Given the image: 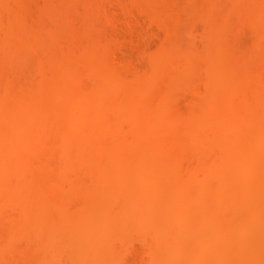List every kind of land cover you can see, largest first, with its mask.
<instances>
[{
  "label": "bare ground",
  "instance_id": "6f19581e",
  "mask_svg": "<svg viewBox=\"0 0 264 264\" xmlns=\"http://www.w3.org/2000/svg\"><path fill=\"white\" fill-rule=\"evenodd\" d=\"M23 1L0 0V261L23 256L20 262L14 261L29 264L25 263L29 260L24 257L29 255L30 264H49V256H46L48 259L45 257L46 262L45 258H40L43 242L61 236V241H57L59 246L50 250L63 254L64 259L69 257L67 264H89L96 256L97 260L90 264H112L110 257L118 255L114 250L118 252L128 244L127 230L133 228L144 232L145 236L140 239L148 245L151 264H175L172 252L164 248L166 237L162 233L175 227L176 231L169 236L175 251L186 245L197 252L201 264H264L263 194L256 189L257 193L250 191L255 194L247 193L235 199V215L239 220L229 228L222 226V218L226 215L223 217L224 214L218 212L220 218L213 215L215 210L223 208L225 178L243 164L242 161L264 154L260 148L264 144V0H185L184 8L182 5L174 7L171 0H135L141 7H147L149 19L155 21L166 35L162 37H165L164 42L160 41L161 48L148 59L147 70L142 73L141 69L135 71L134 66H131L133 70L126 71L125 68L124 71L122 67L118 68L119 64L124 67V63H116L110 59L113 56L105 57L107 53L102 50L100 30V36H91L90 39L89 33L96 29L91 21L87 22H91L92 30L84 36L79 34L82 28L75 27L79 22L77 25L72 22L76 21V16L71 18L73 13L70 12L74 5H82L83 0H47L45 9H40L42 17L38 19L26 11ZM159 2L166 6L159 7ZM95 4L98 9L102 7L100 1V7L98 2ZM62 5L69 9L67 13H70L71 22L64 21L65 16L63 21L55 20L56 17L49 20L47 15H56V11L60 14ZM81 10L84 11V7ZM88 11L92 10L88 8ZM103 12L96 14L101 17ZM110 12L106 24L109 23L107 19L115 14ZM182 14L203 21L206 30L204 44H207L204 51H182L183 48L178 50L173 46L175 43L170 38ZM220 14L225 20H219ZM80 17L77 21L81 20ZM232 20L252 27L253 32L251 29L250 32L254 34V42L251 39L253 43L249 47L255 45L250 52L231 53L233 40L232 48L226 45L225 29ZM87 22L85 25H89ZM65 36L69 39L66 40ZM57 43L66 44L67 48L60 46L59 50ZM52 45H57L59 52H54ZM9 47L16 50L12 53ZM25 49L35 55L27 65L36 72L24 78L17 74L15 77L17 69L7 63L22 59ZM127 62L125 66L129 68L130 62ZM199 84L203 86L202 92ZM181 89L190 92L192 100L193 96L197 98L189 103L186 112L175 111L173 102L174 105L179 103L171 98L174 90ZM238 133L243 137L238 138ZM234 157L241 163L215 174L216 186L213 182L206 183L210 180L199 183L197 168L211 171L208 169L213 165L219 167L223 161L229 163ZM210 161L211 167L208 166ZM184 163L188 164L185 166L187 171L182 168ZM182 172L186 173L185 179H181ZM215 175L210 176L216 180ZM189 186L197 195H192L194 200L191 197L185 203L180 199L181 193L185 195ZM99 195H102L103 203L97 199L93 201L97 196L100 200ZM111 199L116 201L110 207L112 210L106 209L107 212L101 214L97 208L111 205ZM138 199L143 202L136 209L131 205L134 201L138 203ZM91 201L94 205L100 202L96 207L99 213L93 214L94 209H85L92 204ZM209 202L213 204L210 206ZM73 204H77V208L80 205V209H75L79 213H75V220L74 215L71 216L74 211L70 210ZM197 209H200L199 213L195 212ZM48 210L57 214L52 219L55 225L46 226L48 222L45 226L40 225L37 217ZM173 212L179 216H173ZM193 212L198 216H192ZM66 213L70 214L69 218ZM63 217L72 220L65 222ZM134 217L138 219L136 224L129 226L128 220ZM60 220L66 224H61ZM255 220L258 228L253 225ZM213 222L217 227L209 232L208 226ZM251 226L259 232H252L254 228ZM217 236L231 239L232 248L227 252L218 251L213 259L212 255L209 256L212 260L204 262L212 250L211 238ZM22 242L28 246V242L33 243L30 245L33 249L28 250ZM50 250L44 252L53 258L54 253L52 255ZM106 254L110 255L109 259L101 260ZM85 258L90 259L89 263Z\"/></svg>",
  "mask_w": 264,
  "mask_h": 264
},
{
  "label": "rangeland",
  "instance_id": "374dc122",
  "mask_svg": "<svg viewBox=\"0 0 264 264\" xmlns=\"http://www.w3.org/2000/svg\"><path fill=\"white\" fill-rule=\"evenodd\" d=\"M48 1H53V0H48ZM81 1V0H80ZM99 1H100V3H101V10L100 9H98L97 8V5L95 4V3H97L98 2V5H99V7H100V4H99ZM92 0V2H91V0H85V2H84V0L83 1H81L83 4V6L82 5H80L79 3H78V5L81 7L82 6V8L84 7V11H86V12H84V11H82L81 9L82 8H80L77 4L76 5H74L75 7H72V8H74L73 9V11L72 12H70V11H67V10H69V9H67L66 10V8L65 7H63V5H62V7L61 8H63L62 10H61V8L59 7V10L61 11V13L64 11V9H65V15H64V13H58V11H56L55 13H57L56 15L55 14H53V15H47V17H48V19L50 20V18H52V17H56V19L55 20H57V18H58V20L60 21H63V17H64V21H68V22H71V21H69L72 17H73V19L75 18V16H76V21H74L73 19V21L72 22H75V25H77L76 24V22L78 23L79 22V24L77 25V26H75V27H77V28H80V26H81V28H82V30L83 29H85V32H84V30L82 31L81 30V32L79 33V34H84V33H86L87 32V34L92 30L91 28L92 27H90L91 25L92 26H94L93 27V29L94 28H96V29H94V30H92L91 32H92V34H91V32L89 33L90 34V39L92 38L91 36H100L99 35V33H101V36H100V42H101V40H102V48H104V49H102L103 50V52H104V54H106L105 55V57H110V56H113L112 58L110 57V59H113V60H116L117 62L116 63H118V62H120V63H122L121 65H123V63H124V67L123 66H119L118 65V68H123V70L125 71L126 69L125 68H127V70L126 71H128V69H129V71H131V70H133V68L135 67V71H138V70H140V73H142L143 71H146L147 70V65H146V67H145V64H148V59L150 58V57H152V56H154V55H152L153 53H157V51L159 50V48H161L160 46H162V43L160 42V41H163L164 42V39H165V37H166V35H165V33L163 32V30L159 27V25H157L156 26V22L154 21L153 22V20L152 19H149V17L150 16H148V9H147V7L145 8H143V7H141L139 4H140V2L139 1H135V0H132L133 2H131V0L130 1H128V0H107V1H104V0ZM109 1V2H108ZM136 3H135V2ZM172 2H173V5H174V7H176V6H183V7H181V8H184V6L186 5L185 4V2L187 3V1H183V0H171ZM177 1H178V3H177ZM25 4H24V7H25V9H26V11L28 10L29 11V14L30 15H32L35 19L37 18L38 19V17H42V15H41V11H40V9H45V7H46V5H45V3H47V0H24L23 1ZM28 2V3H27ZM54 2H55V0H54ZM95 2V3H94ZM105 2V3H104ZM107 2V3H106ZM130 2H131V4H130ZM181 2V3H180ZM43 3V4H42ZM84 3H85V6H84ZM92 3V4H91ZM160 3V2H159ZM87 4V5H86ZM89 4H91V6H93V7H91ZM105 4V5H104ZM133 4V5H132ZM161 4H162V2L160 3V5L158 4V6L159 7H162L161 6ZM184 4V5H183ZM96 5V6H95ZM141 7H139V6ZM38 6V7H37ZM136 6V7H135ZM164 6H166V5H164ZM36 7V8H35ZM43 7V8H42ZM89 9H91L92 11V13L91 12H87V10H88V8ZM91 7V8H90ZM179 7H177V9H181V8H179ZM35 8V9H34ZM72 8H70V9H72ZM85 8H87L86 10H85ZM96 8V9H95ZM103 8V9H102ZM105 8H107L108 10H109V12L110 11H112L113 13L112 14H114V15H112V18H110V19H113L114 21H115V23H114V21L112 20V22L111 21H109L110 19H107V21L109 22V23H107L106 24V17L108 16H110L111 14V12L109 13L108 12V10L107 9H105ZM163 8V7H162ZM166 8V7H165ZM186 8H187V6H186ZM148 11H147V10ZM168 9H169V7H168ZM171 9V8H170ZM74 10H76L75 11V13H74ZM80 10V11H79ZM97 10H99L98 12L99 13H101L102 11H104L106 14H108V15H106V14H104V12L101 14L102 16L100 17V16H98V12H96ZM82 11V12H81ZM67 12H70L71 13V15H72V13H73V15L71 16V18H69V14L67 13ZM98 13V14H96V13ZM40 13V14H39ZM81 13V14H80ZM88 13V14H87ZM144 13H145V15H144ZM66 14H68V15H66ZM103 14H104V16H105V18H103L104 16H103ZM38 15V16H37ZM78 15V16H77ZM80 15H82V17H80ZM86 15L88 16V18L89 19H87V17H86ZM183 15V14H182ZM148 16V17H147ZM225 16V15H224ZM81 18V20H84L83 21V24L82 25H80V22H81V20L79 19L78 21H77V18ZM221 17H222V19H221ZM151 18V17H150ZM47 19V18H46ZM53 19V18H52ZM104 19V20H103ZM181 19V20H180ZM179 20H180V22L178 21V23H177V27L175 28V30L173 31L174 33H173V35H171V40L172 41H174L173 43H175V45L173 44V46L174 47H176V49H178L179 50V48L181 49V48H183L182 49V51H188V50H192V51H195V52H199L200 53V51H204L203 50V48L205 47V45H207V44H204V37H205V27H204V23H203V21L201 20V19H199V18H194V19H191L190 17H188V16H181V18H180ZM49 20L47 21L48 23H49ZM91 21L90 23H91V25H90V23L89 22H87V21ZM150 20H152V21H150ZM194 20V21H193ZM219 20H225V19H223V14H220L219 15ZM235 20H232V22H231V24L230 25H228L229 27H226V29H225V31L227 32V33H225L226 34V42H227V46L228 45H231V46H228L229 48H232V45H233V50L231 49V51H229V52H231V53H235V54H240V53H248V52H250L251 50H253V48H254V45L255 44H253V48L252 47H249V46H251L252 45V43L254 42V34L252 33L251 34V32H253V29H252V27H246L247 25L246 24H244V23H242V22H234ZM85 22H87V24L89 23V25H85ZM94 22V23H93ZM111 22V23H110ZM198 22V23H197ZM234 22V26L233 27H231V25H232V23ZM239 23V24H238ZM241 23V24H240ZM74 24V23H73ZM180 24V25H179ZM184 24V25H183ZM203 24V25H202ZM180 27H179V26ZM242 27H241V26ZM246 25V26H245ZM84 26H88V27H85V28H83ZM113 26V27H112ZM190 26V27H189ZM112 27V28H111ZM158 27V28H157ZM160 28V29H159ZM229 28H231V29H229ZM249 28V29H248ZM88 29H90L89 31H87ZM196 31H195V30ZM199 29V30H198ZM250 29H251V32H250ZM100 30V31H99ZM98 31H99V33H98ZM176 31V32H175ZM178 31V32H177ZM98 34H97V33ZM116 32V33H115ZM161 32V33H160ZM182 32V33H181ZM191 32V33H190ZM229 32H230V34H229ZM250 32V33H249ZM176 33V34H175ZM194 33H196V34H194ZM96 34V35H95ZM175 34V35H174ZM179 34V35H178ZM252 35V37H251V35ZM85 35V34H84ZM83 35V36H84ZM121 35V36H120ZM165 35V37H164V39L162 38L163 36ZM231 35V36H230ZM66 36H70V35H66ZM65 36V37H66ZM81 36V35H80ZM82 36V37H83ZM123 36V37H122ZM231 38H230V37ZM44 37V36H43ZM89 37V36H88ZM161 37V38H160ZM85 38V37H84ZM94 38H96V37H94ZM200 38V39H199ZM201 38H203V39H201ZM229 38V39H228ZM69 38L68 37H66V40H68ZM123 39V40H122ZM181 39H183V40H181ZM251 39L253 40V42H251ZM65 40V39H64ZM66 40H65V42H66ZM120 40H121V43H120ZM125 40V41H124ZM127 40V41H126ZM130 40V41H129ZM201 40V41H200ZM234 41V43H233V41ZM70 41V40H69ZM103 41H105L104 43H103ZM109 41V42H108ZM184 41V42H183ZM128 42V43H127ZM131 42H133L132 44H131ZM159 42H160V44H159ZM181 42H183L182 44H181ZM233 44H232V43ZM130 43V44H129ZM229 43V44H228ZM251 43V44H250ZM109 44H110V46H109ZM117 44V45H116ZM120 44V45H119ZM57 45H58V47L60 48V46H61V44H58L57 43ZM57 45H52L53 47L52 48H54L53 50H54V52L56 51V52H59V50H61V48L58 50V47H57ZM111 45H114L113 47L111 46ZM158 45H159V47H158ZM12 46V45H11ZM10 46V47H11ZM64 46H66V47H64ZM63 46V44H62V48H64V49H66L67 48V45L65 44ZM118 46V47H117ZM8 48L11 52L13 51H15L14 50V48H16L15 46H14V48ZM50 47H51V44H50ZM114 47H116L115 49H114ZM140 47V48H139ZM178 47V48H177ZM107 50H106V49ZM137 48H139V49H137ZM158 48V49H157ZM192 48V49H191ZM206 48V47H205ZM228 48V49H229ZM51 49V48H50ZM113 49V53H112V51L111 50ZM144 50L145 52H142V50ZM188 49V50H187ZM237 49V50H236ZM243 49V51H241ZM8 50V51H9ZM29 50V49H28ZM28 50H26L25 49V51H26V53H24L23 55H22V59H20L21 61H22V63H21V61L20 60H17V61H11V62H9V63H7V65L8 66H11V64L13 65V67H14V69H17V70H15V77H18V76H16V74L17 75H19L20 77L19 78H21V77H26V75H27V77L28 76H30V73H35L33 70H32V66H30L31 67V70H30V68L28 67V65H27V63L29 62H31L33 59H34V56L35 55H32V52H30V54H29V52H28ZM58 50V51H57ZM246 50V51H245ZM1 46H0V54H1ZM106 51V52H105ZM141 51V52H140ZM156 51V52H155ZM237 51H239V53H237ZM12 52V53H13ZM28 52V53H27ZM35 52V51H34ZM53 52V51H52ZM37 53H39L40 54V52L39 51H37ZM112 53V54H111ZM144 53V54H143ZM38 54V55H39ZM144 56H143V55ZM144 57V58H142V56ZM148 55V57H146ZM37 56V55H36ZM26 58H27V62H24L25 60H26ZM33 58V59H32ZM24 59V60H23ZM36 59V58H35ZM109 59V58H108ZM30 60V61H29ZM146 60V61H145ZM124 61V62H123ZM127 61H129L130 62V67L131 66H134V67H129L128 68V65L127 66H125L126 65V62ZM13 62H15V63H13ZM111 62V61H110ZM115 62V61H114ZM113 61H112V64L113 65H115V63H114ZM129 62H127V63H129ZM16 63H18V64H16ZM20 63V64H19ZM17 65V67L15 68V65ZM25 64H26V66L29 68H27L26 66H25ZM132 64V65H131ZM3 66V65H2ZM137 66V67H136ZM12 67V66H11ZM25 67V68H24ZM115 67H117V66H115ZM0 68H1V62H0ZM139 68V69H138ZM143 68H145V69H143ZM26 69V70H25ZM34 69V68H33ZM29 70L31 71V72H29ZM36 70V69H35ZM33 71V72H32ZM142 71V72H141ZM23 72H25V73H23ZM29 72V73H28ZM139 72V71H138ZM22 74V75H21ZM24 74H25V76H24ZM32 75V74H31ZM195 80H197V79H195ZM198 80H200V79H198ZM197 80V81H198ZM195 83V82H194ZM161 86V85H160ZM160 86H159V89H160ZM198 86V85H197ZM157 88H158V85H157ZM162 88V87H161ZM198 88H200L199 89V91L200 92H202V88H203V86H201L200 84H199V86H198ZM182 91H178V90H174L171 94V98L173 97V99L175 100H178V103L179 104H177V103H175V105H174V102H173V107H174V110L176 109H180V111H184V112H186L187 111V109H188V105H189V103L191 102V101H193L194 99L196 100L197 98H194V96H193V100H192V97H190L189 98V96H190V92H187V91H185V90H183V89H181ZM189 93V94H187V93ZM180 94V95H179ZM176 96V97H175ZM175 97V98H174ZM175 100V101H176ZM194 100V101H195ZM187 103V104H186ZM184 105V106H183ZM176 107H181V108H176ZM183 107V108H182ZM175 110V111H176ZM179 113H181V112H179ZM238 135H239V137H238ZM241 135V136H240ZM236 136L238 137V138H242L243 137V134H240V133H238V134H236ZM244 139V138H243ZM264 144L260 147V148H262L263 150H264ZM262 149H261V151H262ZM263 152V151H262ZM264 155V154H263ZM263 155L262 156H252V157H250L248 160H245V161H242V163L243 164H240L239 163V161H235V159L237 158L238 159V157H239V154H237V156H236V158L234 157V159L233 160H231L229 163H224V162H226V161H223L222 162V164H221V166L219 165V167L216 165H213L212 167H211V161H210V163H209V165L208 166H210L211 167V169H208V170H211V171H205L204 170V168L202 167V168H199V170H198V168L196 169V174H197V177H198V179L197 180H199L200 182L199 183H201V182H203V181H205V180H210V181H206V183L207 182H209V183H212L213 182V186H216L218 183V181H217V175H218V173L220 174L222 171L224 172V170L223 169H229L230 167L232 168V166H233V164H236L237 165V163H239L240 165H239V167L238 168H235V169H237L236 170V172L233 170V172H232V174L231 175H228L224 180H225V182H223V183H225V184H227V185H225V190H224V194H223V197H222V199H223V201L222 202H224V203H222V207L223 208H225V211L224 210H222L223 208H221V210L220 211H217V210H213L214 211V216H215V218H220V215H222V214H224L223 215V217H225V215H226V217L223 219L222 218V220H224L223 222H222V226L223 227H225V228H229L232 224H234V222H236L237 220H239V219H237V216L235 215V205L233 204V201L236 199H238V197L240 198L242 195L244 196V194L245 195H247V193H248V195H251V194H255V193H257L258 191L261 193V195L263 194L264 195V193H263V191H262V189L264 188V160H262V161H260L261 160V158L263 159L264 157H263ZM255 157V158H254ZM259 157H260V159H259ZM251 159V160H250ZM239 160V159H238ZM260 162H259V161ZM249 161V162H248ZM234 162V163H233ZM236 162V163H235ZM224 163V164H223ZM248 163V164H247ZM251 163H252V165H251ZM254 163H257V165L256 164H254ZM259 163V164H258ZM186 163H184L183 165H182V168L184 169L185 168V166L187 167L188 166V164H186ZM227 164V165H226ZM225 165V166H224ZM189 166H191V164L189 165ZM208 166H206V168H210V167H208ZM235 166V165H234ZM238 166V165H237ZM256 166V167H255ZM192 167V166H191ZM215 167H216V169L218 170L219 168L220 169H222V170H216L215 169ZM218 167V168H217ZM225 167V168H224ZM247 167V168H246ZM248 167H250L249 169H248ZM254 167V168H253ZM230 168V169H231ZM186 170L185 171H187V168H185ZM188 169H189V167H188ZM203 169V170H202ZM233 169V168H232ZM242 169V170H241ZM244 169V170H243ZM250 169H252L253 171H251ZM182 171H184V170H182ZM184 171V172H185ZM239 171H241V172H239ZM247 172V173H243V172ZM248 171H250V172H248ZM206 172H209V173H207L206 174ZM237 173V172H239L240 174H238V175H236L235 173ZM252 172V174L250 175V173ZM183 173V172H182ZM201 173H202V175H201ZM203 173H204V175H203ZM211 173V174H210ZM233 173H234V175H235V178H232V175H233ZM188 174V173H187ZM215 175V174H217V175H215L214 177H215V179L216 180H214V178H213V176H210V175ZM246 174H248L249 175V177L246 175ZM182 176H181V179H183L184 178V176H186V173L184 174H181ZM208 175V176H207ZM233 175V176H234ZM241 176V177H239L238 178V176ZM189 176V175H188ZM203 176V177H202ZM206 176V179L204 178ZM190 177V176H189ZM196 177V178H197ZM208 177V178H207ZM187 178V177H186ZM209 178H213V179H209ZM185 179V178H184ZM245 179V180H244ZM192 180V179H191ZM223 180V181H224ZM217 181V182H216ZM229 183H228V182ZM243 183H242V182ZM240 182V183H239ZM195 183V182H194ZM204 183V182H203ZM189 184H190V182H189ZM193 184V183H192ZM192 184H190L191 186H193ZM208 184V183H207ZM210 185V184H209ZM212 185V184H211ZM191 186H189L188 188L189 189H187V191H184V194L185 195H183V193H181L182 195H181V198L180 199H182L185 203H187V202H189L190 201V198L192 197L193 198V200H194V198L196 197L195 195H197V194H195V190H194V188H192V190L194 191V193L190 190L191 189ZM194 187V186H193ZM212 187V186H211ZM258 191H257V190ZM228 190V191H227ZM264 190V189H263ZM227 191V192H226ZM244 191H245V193H244ZM246 191H248V192H246ZM250 191H255V193H253V192H251L250 193ZM240 193H242V194H240ZM195 194V195H194ZM195 196V197H193V196ZM201 195L203 196V193H201ZM200 194H199V196H201ZM100 196V195H99ZM102 196V195H101ZM99 197V198H101L100 200L98 199V196H97V198L95 197L94 198V200L93 201H100V202H102V200H103V198L102 197ZM199 196H197V197H199ZM231 196V197H230ZM237 196V197H236ZM191 198V199H192ZM201 198V197H200ZM97 199V200H96ZM188 199H189V201H188ZM230 199V200H229ZM113 200V201H112ZM141 200V201H140ZM138 199L137 201H139L138 203H135L136 201H134V203H133V205H131V206H134L135 208L136 207H139L140 205H141V203L143 202L142 201V199ZM192 200V201H193ZM118 201V200H117ZM182 201V202H183ZM227 201V202H226ZM232 202V203H230V202ZM260 201V200H259ZM100 202H97L98 203V205L95 203V205H94V203H92V201H91V203L92 204H90L89 202V206L88 207H86L85 209L87 210V211H89V210H93V211H91V213L93 212V214L94 213H99V212H101V214H102V212L103 213H106L107 212V210H110L111 208L110 207H112V204H113V202H114V204L116 203V201H114V199H111V201H109V202H112V203H109V204H111V205H104V206H100ZM103 202H104V200H103ZM102 202V203H103ZM210 202H212V201H210ZM210 202L208 203V204H210ZM101 203V204H102ZM106 203V202H105ZM107 203H108V201H107ZM228 203H230V204H228ZM213 204V203H212ZM212 204H210V206L212 205ZM224 204V205H223ZM75 205H76V207H75ZM85 205V204H84ZM143 205V204H142ZM229 205H231V206H229ZM86 206V205H85ZM92 206V207H91ZM98 206H100V208H97L98 209V211L99 212H97V209H96V207H98ZM109 206V207H108ZM225 206V207H224ZM262 207H263V209H264V206L263 205H261ZM70 207V206H69ZM80 207V205L78 206V208H77V204H73V205H71V207H70V210L71 211H74V212H71V216L72 215H74L73 217H75L74 218V220L76 219V217H77V215H75V213H78L77 211L78 210H75L76 208L77 209H80L79 208ZM115 207V206H114ZM142 207V206H141ZM260 207V206H259ZM47 208V207H46ZM46 208H45V210L44 211H46ZM67 208H68V206H67ZM66 208V209H67ZM74 208V209H73ZM135 208H134V210H135ZM140 208V207H139ZM139 208H136V209H139ZM229 208H230V210H229ZM48 209V208H47ZM85 209H83L84 211H86ZM107 209V210H106ZM233 209V210H232ZM69 209H68V211H70ZM95 210H96V212H95ZM102 210V211H101ZM112 210V209H111ZM195 210V209H194ZM232 210V211H231ZM43 211V212H44ZM48 211H50V210H48ZM45 212V213H41V214H39V216L36 218L38 221H39V223H40V225H44L45 224V222H46V224H47V222H48V224L49 225H46V226H52V225H55V223L56 222H54L53 220H54V218H55V214L56 213H54L53 214V210L52 211H50L51 212V214L49 213V212ZM67 211V212H68ZM106 211V212H105ZM193 211V210H192ZM198 211H200V209H197V211H195V212H197V213H199ZM224 211V212H223ZM65 212V211H64ZM80 212H81V210H80ZM195 212H193V214H192V216H194V214H197V213H195ZM220 214H218V213ZM233 212V213H232ZM47 213V214H46ZM74 213V214H73ZM81 213H83V212H81ZM85 213V212H84ZM91 213H87V214H91ZM191 213V212H190ZM222 213V214H221ZM53 214V215H52ZM67 214V213H66ZM79 214V213H78ZM188 214V213H187ZM186 214V215H187ZM231 216H230V215ZM47 217H46V216ZM57 215V214H56ZM65 215V214H64ZM69 215V216H68ZM106 215V214H105ZM113 215H114V213H113ZM175 215H177V214H175L174 212H173V216H175ZM190 214H188V216H189ZM217 215V216H216ZM219 215V216H218ZM234 215V216H233ZM66 216V215H65ZM64 216V217H65ZM108 216V215H107ZM112 216V215H111ZM135 216V215H134ZM177 216H179V215H177ZM196 216V215H195ZM197 216H198V214H197ZM230 216V217H229ZM63 217V218H64ZM70 217V214H67V218H69ZM139 217V216H138ZM190 218H191V216H189ZM222 217V216H221ZM231 217H232V219H231ZM58 218V217H57ZM61 218V217H60ZM67 218H64L62 221H68V220H70V219H67ZM235 218V219H234ZM46 219V220H45ZM53 219V220H52ZM131 219V221H129L128 220V224H130L129 226H131V225H135L136 223H135V221H136V219L137 218H130ZM134 219V220H133ZM226 219H228V220H226ZM231 219V220H230ZM52 220V221H51ZM72 220V219H71ZM138 220V219H137ZM37 221V222H38ZM57 221V220H56ZM62 221L60 220L59 222H61V224H64V223H62ZM230 221V222H229ZM233 221V222H232ZM51 223V225H50V223ZM54 224H53V223ZM72 222H74V221H70V223H72ZM133 222V223H132ZM227 222H229L228 224H226ZM257 222V223H256ZM58 223V222H57ZM69 223V222H68ZM135 223V224H134ZM59 224V223H58ZM60 224V225H61ZM66 224V223H65ZM216 223L215 222H213L210 226H208V231L209 232H212V230H213V228L214 227H217L216 225H215ZM255 224H257V225H255ZM251 225H252V223H251ZM253 225H254V227L256 226H258L259 227V225H258V221L257 220H255V222L253 223ZM45 226V225H44ZM119 226V225H118ZM117 227V226H116ZM254 227H252L251 226V228H254ZM255 227V228H256ZM257 227V228H258ZM255 228L252 230V232H259V230H255ZM112 229H113V227H112ZM120 229V228H119ZM132 229V231H130V229L129 230H127V232H128V235L127 234H125L124 236H128V242H127V240H124V243L125 242H127L128 244H124L123 246H122V248H120L119 249V251L117 252V251H115L114 250V252H116V253H118V255H113L114 256V258H113V256H111L110 257V251H109V254H106V256H108V258H106V256L104 255V256H102V258H101V260H106V259H109V257H110V259L109 260H112L113 261V263L112 264H151L152 262H151V260L149 259V256L147 255L148 254V249L149 248H147L148 247V245L146 246V244H145V242H143L140 238H143L144 236H145V234H143L144 232H137L136 230H134L133 228H131ZM171 230H164V231H166V232H162L163 233V235H164V237H166L165 238V243H164V248H165V250H167L169 253H171L172 252V256H174L175 257V261L177 262V264H196L195 263V261L193 260V259H196L197 261L196 262H198L199 261V259H197V252H195V251H191L190 249H189V247L187 246V248H186V245H185V248L184 247H182V248H180V250L179 251H175V249H174V244H173V242H172V237L170 238L169 236H172L173 235V231L175 230L176 231V228L174 227H172V228H170ZM260 229V228H259ZM255 230V231H254ZM127 232H125V233H127ZM141 233H142V235H141ZM254 233V234H255ZM168 236H167V235ZM166 235V236H165ZM126 236V237H127ZM141 236V237H140ZM143 236V237H142ZM55 238V237H54ZM59 239H47L46 240V238L44 239V240H46L45 242H43V243H45V247L43 246V251H41V252H43L42 253V255H41V259H44L46 256L48 257H50V259L49 260H47V263H49V264H67V258H69V257H67V258H65L64 259V256H61V255H63V254H61V253H58V252H56V253H54V251H52L53 249L55 250V248H53V247H55V245L56 246H59V245H57L58 243H57V241L59 240V241H61L60 240V238H61V236L60 237H58ZM216 239H213V238H211L212 239V242L211 241H209V242H211V252H210V255H208V257L206 256L205 258H204V262L207 260V261H210V260H212L215 256H217V253L219 254V252H223V251H225V252H227V251H230V249L232 248V240L231 239H228V240H224V238H220V236L218 237H215ZM125 239V238H124ZM127 239V238H126ZM139 239H140V241H142V243L139 241ZM210 239V240H211ZM220 242V243H219ZM23 243V245L25 244L24 242H22ZM29 243V246L27 245V243L25 244V246H27L28 248V250H29V248H31L30 247V245L31 246H33L34 244L32 243V244H30V242H28ZM60 243V242H59ZM212 243H213V246H212ZM223 243V244H222ZM105 244H106V242H105ZM116 244H119V243H116ZM145 244V245H144ZM220 244H222L221 246H218V245H220ZM22 245V246H23ZM54 245V246H53ZM120 245V244H119ZM166 245V246H165ZM225 247V248H223V247ZM218 247V248H217ZM31 249H33V248H31ZM30 249V250H31ZM50 249H52V250H50ZM224 249H226V250H224ZM44 250H45V252H48L49 250L51 251L50 253L53 255V253H54V257L52 258L51 257V255H47L48 253H45L44 252ZM121 250H122V252H121ZM215 250V251H214ZM62 251V250H61ZM219 251V252H218ZM64 252V251H63ZM112 252V251H111ZM224 252V253H225ZM38 253V252H37ZM58 253V254H57ZM28 254V253H27ZM32 254H34V253H32ZM221 254V253H220ZM223 254V253H222ZM36 255H39V254H36ZM55 255H57V256H55ZM212 255V259H210V257L209 256H211ZM215 255V256H214ZM29 256V255H28ZM27 255L26 256H24V257H27V259L29 260V262H25V263H29L30 264V257H28ZM33 256V255H32ZM31 256V257H32ZM67 256V255H66ZM20 257H23V256H18L17 258H16V256L15 257H9V258H7V262L6 261H4V260H1L0 261V264H15L16 262V260H17V262L20 260ZM37 257V256H36ZM46 257V258H47ZM97 257V256H96ZM95 257V258H96ZM101 257V256H100ZM105 259H104V258ZM115 257H117L116 258V260L114 261L113 259H115ZM12 258V259H11ZM33 258H35V257H33ZM32 258V259H33ZM46 258H45V262H46ZM91 258V257H90ZM92 259V261L93 260H97V259ZM6 259V258H5ZM22 260H24L23 258H21ZM26 259V260H27ZM36 259V258H35ZM48 259V258H47ZM88 258H85V262H87L88 260H87ZM203 259V258H202ZM15 260V261H14ZM37 260V259H36ZM69 260V259H68ZM99 260H100V258H99ZM32 261V260H31ZM44 261V260H43ZM89 261H90V259H89ZM89 261H88V263H89ZM92 261H90V263H92ZM112 261H110V262H112ZM206 261V262H207ZM2 262V263H1ZM20 262V261H19ZM51 262V263H50ZM94 262V261H93ZM107 262H109L108 260H107ZM176 262H175V264H176ZM23 263V262H22ZM33 262H31V264H32ZM68 263H69V261H68ZM89 263V264H90ZM199 264H201V261H199L198 262ZM17 264V263H16ZM21 264V263H20ZM108 264V263H107ZM111 264V263H110Z\"/></svg>",
  "mask_w": 264,
  "mask_h": 264
}]
</instances>
